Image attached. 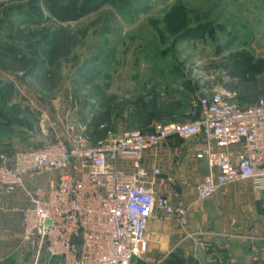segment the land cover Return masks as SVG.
Segmentation results:
<instances>
[{
  "label": "rangeland",
  "instance_id": "rangeland-1",
  "mask_svg": "<svg viewBox=\"0 0 264 264\" xmlns=\"http://www.w3.org/2000/svg\"><path fill=\"white\" fill-rule=\"evenodd\" d=\"M87 4L96 10L61 23L51 18L43 0H0V46L10 47L16 56L38 55L25 72L0 67V85L14 86L12 96L0 95V106L17 104L23 111L21 123L0 129V160L2 155L67 140L68 125L85 128L93 104L99 112L114 107L115 133L194 121L201 115L200 97L232 82L222 69L230 52L245 50L264 60V0H89ZM58 29L79 38L54 66L60 84L47 91L38 86L36 76L49 68L46 50ZM96 87L100 104L90 97ZM134 102L147 107V122L130 121L129 103ZM62 129L64 139L58 137ZM176 139L179 145L190 143ZM164 167L162 179L172 178L166 183L169 199L175 206L195 208L198 223L190 218L179 225L165 215L151 219L146 249L131 264H264L261 193L238 182L197 201L193 176H177L179 169L168 163Z\"/></svg>",
  "mask_w": 264,
  "mask_h": 264
},
{
  "label": "built area",
  "instance_id": "built-area-1",
  "mask_svg": "<svg viewBox=\"0 0 264 264\" xmlns=\"http://www.w3.org/2000/svg\"><path fill=\"white\" fill-rule=\"evenodd\" d=\"M236 98L235 90L215 87L200 97L201 115L191 122L109 133L97 143L84 127L68 125L65 141L2 155L0 189H21L29 202L21 211L22 240L32 264H131L146 249L149 223L159 212L186 225L189 207L157 194L162 171L143 162L173 137L199 139L196 157L207 170L196 185L197 201L238 182L264 193V98L244 106ZM123 161L133 172L120 168ZM50 172L58 173L56 186L28 187V178Z\"/></svg>",
  "mask_w": 264,
  "mask_h": 264
},
{
  "label": "trees",
  "instance_id": "trees-1",
  "mask_svg": "<svg viewBox=\"0 0 264 264\" xmlns=\"http://www.w3.org/2000/svg\"><path fill=\"white\" fill-rule=\"evenodd\" d=\"M89 0H43V4L51 18L68 23L77 21L85 15L96 10V6H89ZM77 35L66 36L64 30H54L52 38L48 42L46 56L49 68L45 73L36 76L38 86L47 91L54 90L61 82L60 73L54 68L57 62L69 53L71 47L75 46L78 40ZM11 56V57H8ZM38 55L33 53L31 56H16L10 47L0 46V67L6 71L25 72L36 63ZM227 77L232 82L226 88L235 90L237 98L242 101L254 103L259 98H264V60L256 59L245 50L230 52L222 64ZM14 86L12 83L0 85V95L4 98L13 94ZM100 89L96 87V92L90 95L100 104ZM253 101V102H252ZM250 103V104H251ZM131 109L130 121L133 123H144L149 119L147 107L138 102L129 103ZM22 109L17 104L9 107L0 106V129H9L14 123L22 122ZM116 132V119L114 107H108L105 112H99L96 105L91 106L90 118L87 121L84 136L97 143L106 139L109 133Z\"/></svg>",
  "mask_w": 264,
  "mask_h": 264
},
{
  "label": "crops",
  "instance_id": "crops-1",
  "mask_svg": "<svg viewBox=\"0 0 264 264\" xmlns=\"http://www.w3.org/2000/svg\"><path fill=\"white\" fill-rule=\"evenodd\" d=\"M236 102L239 105H248L243 103L240 99L239 101H237L236 99ZM58 137H60V139L65 138L63 129L62 132L59 133ZM176 138L177 137H173L165 141L161 145L159 151L156 153L147 152L143 160L145 166H147L149 169L154 166H157L161 169L162 173L155 178V189L157 194L164 195L168 198H170L169 196H171V191L166 183L172 178L164 177L162 179V176L165 172L162 169L165 168L164 164L168 163L174 167H177L179 169V171H177V176L183 175L185 177H189V179L193 176L192 181L195 182L196 185L202 179L207 170L206 161L197 159L196 157V154L200 149L199 139H185L190 143L179 145ZM120 168L127 172H133L132 166H130V163L127 161L120 162ZM194 176L197 177H195L194 179ZM57 179L58 173L50 172L36 176L34 178H28L27 185L28 187L40 185L44 188L49 189L56 186ZM261 194L262 201L264 199V193ZM28 205L29 202L23 190L17 189L14 193L7 194L0 189V264H32V259L30 258L28 249L22 240L23 223L21 211ZM195 213H198L195 208H192L189 211V219L191 218V223L193 224L198 223V221L196 223L194 219ZM159 214H161L160 216L162 217L163 213L159 212ZM230 222V225H232V221ZM178 245H181L183 247L184 243L180 242L178 243ZM47 264L57 263L56 261H51L47 262Z\"/></svg>",
  "mask_w": 264,
  "mask_h": 264
}]
</instances>
